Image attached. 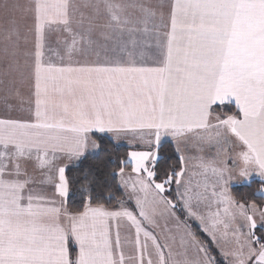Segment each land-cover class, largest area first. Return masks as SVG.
<instances>
[{
  "label": "snow or ice",
  "instance_id": "snow-or-ice-1",
  "mask_svg": "<svg viewBox=\"0 0 264 264\" xmlns=\"http://www.w3.org/2000/svg\"><path fill=\"white\" fill-rule=\"evenodd\" d=\"M0 10V264H264V204L231 192L264 201V0ZM129 133L149 150L73 187L65 161Z\"/></svg>",
  "mask_w": 264,
  "mask_h": 264
},
{
  "label": "trees",
  "instance_id": "trees-1",
  "mask_svg": "<svg viewBox=\"0 0 264 264\" xmlns=\"http://www.w3.org/2000/svg\"><path fill=\"white\" fill-rule=\"evenodd\" d=\"M231 106V105H230ZM222 110H229V105L223 106L218 109V112ZM97 142L100 144L98 152L95 154H89L82 160H80L76 165L70 166L68 170V175L73 178V187L77 188L80 184L84 183L83 177L85 173L89 175H95L103 179L108 177L111 180L110 173L113 169H117L120 166V161L127 158L128 153L131 150V146L124 143H117L113 141L108 135H97L95 137ZM160 155L162 158L161 167L166 168L169 165H174L177 163V154L175 150V145L170 140H165L162 142L160 148ZM130 168H127L128 170ZM262 185L260 179H253L251 183H241L234 184L231 187V192L233 196L241 201H253L255 200L258 204H264V201L260 199V192ZM120 195L119 190L113 189ZM73 207H79V200L72 201ZM192 230L197 233V235L207 241V236L200 231L197 224H192ZM214 251V255L217 256V260L222 262V258L219 254Z\"/></svg>",
  "mask_w": 264,
  "mask_h": 264
},
{
  "label": "crops",
  "instance_id": "crops-1",
  "mask_svg": "<svg viewBox=\"0 0 264 264\" xmlns=\"http://www.w3.org/2000/svg\"><path fill=\"white\" fill-rule=\"evenodd\" d=\"M153 3H156L157 1H154L152 0ZM6 3H18L20 5H24L25 1L24 0H11V1H6ZM18 17L20 16V14L18 13L17 14ZM3 18H0V28H2V25H5V23H3ZM1 32V31H0ZM3 68V65L0 64V70H2ZM23 92V95L25 97V99H27L28 97V90H27V86H25L22 90ZM0 95H3L2 92H0ZM234 107V106H233ZM4 111V105L2 102H0V112H3ZM108 135L111 139H113V141L117 142V143H124V144H128L129 146H133L135 147L136 149H139V150H142V151H145V150H149V146L145 143H143L140 138H139V134H136V135H133L131 133L129 134H126V135H122L121 137L119 138H113V136L111 134H106ZM145 139H149V137L145 136ZM165 140H170L172 141L170 138H165L163 141ZM162 141V142H163ZM173 142V141H172ZM174 143V142H173ZM175 145V144H174ZM98 152V149L97 150H90L88 155L89 154H95ZM186 154H195L194 153V150H192L191 152H186ZM79 161H73V162H68V161H65V163H69L70 166L72 165H76ZM126 171H130V169L126 170ZM238 176V175H237ZM254 179H259V177H254ZM234 184H241V183H234ZM233 184V185H234ZM232 185V186H233ZM233 195V194H232ZM189 224L192 228V224H197L198 225V222L196 221H189ZM199 226V225H198ZM208 238V237H207Z\"/></svg>",
  "mask_w": 264,
  "mask_h": 264
},
{
  "label": "rangeland",
  "instance_id": "rangeland-1",
  "mask_svg": "<svg viewBox=\"0 0 264 264\" xmlns=\"http://www.w3.org/2000/svg\"><path fill=\"white\" fill-rule=\"evenodd\" d=\"M6 1H11V0H0V6H2L4 3H6ZM25 1V3H24V5H21V6H26L27 5V3H28V0H24ZM154 1H157L158 2V0H154ZM0 18H3L4 20H3V23H6V21H5V17H4V14H3V12H2V10H0ZM19 18V17H18ZM4 26L5 25H2V28H0V31L2 32V30H3V28H4ZM228 106V105H227ZM235 111V108L233 107V105H229V110H222V111H220V112H224V113H228V114H231V113H233ZM130 151H142V150H139V149H136L135 147H133V146H131V150ZM188 153V152H187ZM237 180H240V179H242L241 177H239V176H236L235 177Z\"/></svg>",
  "mask_w": 264,
  "mask_h": 264
}]
</instances>
